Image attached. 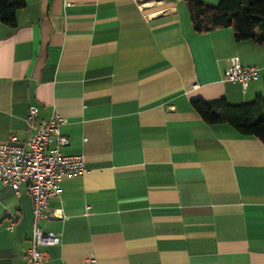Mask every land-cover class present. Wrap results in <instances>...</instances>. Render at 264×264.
<instances>
[{
    "label": "crops",
    "instance_id": "obj_1",
    "mask_svg": "<svg viewBox=\"0 0 264 264\" xmlns=\"http://www.w3.org/2000/svg\"><path fill=\"white\" fill-rule=\"evenodd\" d=\"M188 1L25 0L0 22V141L34 104L87 168L39 221L61 234L43 264H264V143L192 105L260 94L264 43L197 32ZM232 57L258 69L246 89ZM33 222L28 184L0 182V264H25Z\"/></svg>",
    "mask_w": 264,
    "mask_h": 264
},
{
    "label": "built area",
    "instance_id": "obj_2",
    "mask_svg": "<svg viewBox=\"0 0 264 264\" xmlns=\"http://www.w3.org/2000/svg\"><path fill=\"white\" fill-rule=\"evenodd\" d=\"M257 73V67L244 66L238 57H232L225 78L241 82L246 89L249 82L257 78ZM26 122L25 139L11 134L7 140L0 141V182L11 186L16 193L23 183L28 184L34 222L30 245L25 249V264H43L47 253L42 247L60 243L61 234L45 232L39 221L56 217L48 207L50 199L60 195L62 178L82 175L87 168L81 155H64L60 151L69 142L68 137L59 132L60 125L66 122L64 116L55 112L48 120L39 119L38 107L30 104ZM12 226L11 223L9 228Z\"/></svg>",
    "mask_w": 264,
    "mask_h": 264
},
{
    "label": "trees",
    "instance_id": "obj_3",
    "mask_svg": "<svg viewBox=\"0 0 264 264\" xmlns=\"http://www.w3.org/2000/svg\"><path fill=\"white\" fill-rule=\"evenodd\" d=\"M25 4V0H0V22L15 26L16 13ZM188 9L197 32L232 28L238 41L253 39L264 43V0H219L217 4L189 0ZM192 105L205 122L229 123L241 135L264 143V93L240 104L221 97L195 99Z\"/></svg>",
    "mask_w": 264,
    "mask_h": 264
},
{
    "label": "rangeland",
    "instance_id": "obj_4",
    "mask_svg": "<svg viewBox=\"0 0 264 264\" xmlns=\"http://www.w3.org/2000/svg\"><path fill=\"white\" fill-rule=\"evenodd\" d=\"M260 80L263 82V87H264V79L262 77H260ZM261 93H264V88L262 89ZM260 93V94H261ZM256 97V96H255ZM254 99V98H253Z\"/></svg>",
    "mask_w": 264,
    "mask_h": 264
}]
</instances>
